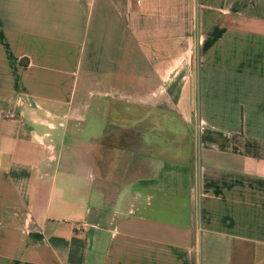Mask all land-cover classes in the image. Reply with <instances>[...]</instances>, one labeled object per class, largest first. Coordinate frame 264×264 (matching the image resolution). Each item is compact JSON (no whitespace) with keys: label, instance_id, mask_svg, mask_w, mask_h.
I'll return each mask as SVG.
<instances>
[{"label":"crops","instance_id":"1","mask_svg":"<svg viewBox=\"0 0 264 264\" xmlns=\"http://www.w3.org/2000/svg\"><path fill=\"white\" fill-rule=\"evenodd\" d=\"M0 264H264V0H0Z\"/></svg>","mask_w":264,"mask_h":264},{"label":"built area","instance_id":"2","mask_svg":"<svg viewBox=\"0 0 264 264\" xmlns=\"http://www.w3.org/2000/svg\"><path fill=\"white\" fill-rule=\"evenodd\" d=\"M15 113H13V112H9V113H7L6 115H8V116H12V115H14Z\"/></svg>","mask_w":264,"mask_h":264}]
</instances>
